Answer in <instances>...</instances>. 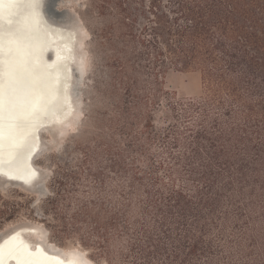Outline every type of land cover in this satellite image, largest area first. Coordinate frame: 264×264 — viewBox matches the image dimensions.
Segmentation results:
<instances>
[{"label": "trees", "instance_id": "obj_1", "mask_svg": "<svg viewBox=\"0 0 264 264\" xmlns=\"http://www.w3.org/2000/svg\"><path fill=\"white\" fill-rule=\"evenodd\" d=\"M97 13L102 109L77 202L68 215L56 175L31 218L53 240L77 231L104 264H264V0H98ZM171 69L198 71L201 95L169 93Z\"/></svg>", "mask_w": 264, "mask_h": 264}, {"label": "bare ground", "instance_id": "obj_2", "mask_svg": "<svg viewBox=\"0 0 264 264\" xmlns=\"http://www.w3.org/2000/svg\"><path fill=\"white\" fill-rule=\"evenodd\" d=\"M46 3L44 1L43 4V0H0V85L5 88L4 105L0 111V125L3 129V139L0 140V185L7 178H12L20 182L23 188H19L22 191L34 194L33 191H27L28 186L23 184H29L37 176L38 182L41 181L44 186L49 176L47 171H42L35 165V161L58 147L68 133L76 131L84 117L81 88L88 72V54L85 48L89 40L87 29L75 15L68 16L66 20L54 18L47 13ZM10 47L18 49L14 53L16 58L26 59L35 74L47 84L46 101L38 119L24 120L11 130L6 95ZM74 48L77 64L81 68L77 74L71 65L72 57L75 56ZM48 52L51 53L50 56L47 55ZM69 84L72 90L69 93L70 100H67L65 87ZM44 124L50 128L63 126L64 130L54 137L49 128L32 135L34 129ZM43 135L49 137V142L43 141ZM37 148L40 150L29 168H23V160ZM19 167L21 168L17 169ZM8 187L3 185L1 189ZM36 197L40 198L38 195ZM11 237H15L16 241H23L33 251L37 247L42 249L43 264H95L85 251L78 248L63 249L51 243L41 224L19 223L0 232V242L9 241ZM7 247L6 244L5 264H16L7 255Z\"/></svg>", "mask_w": 264, "mask_h": 264}, {"label": "rangeland", "instance_id": "obj_3", "mask_svg": "<svg viewBox=\"0 0 264 264\" xmlns=\"http://www.w3.org/2000/svg\"><path fill=\"white\" fill-rule=\"evenodd\" d=\"M47 3V12L53 15L54 18L58 17L57 19L66 20L68 16H76L75 18L80 19L89 33V40L85 46L88 54V72L81 88L84 117L76 131L67 134L64 139L65 141L62 140L59 142L58 147L53 148L50 152L42 155L35 161L37 167L42 171H47L49 174L43 186L45 190L44 196L37 199V194L22 191L16 186H9L5 190L0 189V232L19 223L41 224L39 221L31 218L32 211L28 208V205L40 202V204L34 207L38 209L41 201L51 194V188L55 186L53 179L56 175L63 182V186L61 187L63 189L62 196H64L62 203L65 206L63 208L68 215L72 213L71 208L77 202V165L78 161L82 158L80 157V150L93 141V136L96 134L95 119L102 109L101 104L97 101V95L100 83L104 79V69L100 68L103 65L101 60H103L104 54L107 51L105 48L99 46L98 34L106 24L108 20L107 16L102 17L97 13L98 0H47ZM164 86L169 93L173 94L178 100L183 101L196 99L202 92L200 73L193 70H169L164 78ZM42 139L44 142L47 140L49 142L47 135H43ZM100 172L108 180L106 170ZM81 190L84 191V189ZM58 191H60L59 187ZM70 233L69 237H65L61 241L53 240L49 236L48 238L51 243L59 248H78L85 251L90 260L95 264H104L103 260L91 258L87 249L79 242L77 231H71Z\"/></svg>", "mask_w": 264, "mask_h": 264}, {"label": "snow or ice", "instance_id": "obj_4", "mask_svg": "<svg viewBox=\"0 0 264 264\" xmlns=\"http://www.w3.org/2000/svg\"><path fill=\"white\" fill-rule=\"evenodd\" d=\"M18 51L10 47L7 67L6 95L10 130L29 118L38 119L46 101V82L35 74L26 59L16 58L14 53ZM4 95V85H0V111L3 109ZM2 139L3 129L0 125V140ZM6 244L8 245L7 255L14 259L16 264H43L42 249L37 247L33 251L24 245L23 241H16L15 237H11L9 241L0 242V264L4 262Z\"/></svg>", "mask_w": 264, "mask_h": 264}, {"label": "water", "instance_id": "obj_5", "mask_svg": "<svg viewBox=\"0 0 264 264\" xmlns=\"http://www.w3.org/2000/svg\"><path fill=\"white\" fill-rule=\"evenodd\" d=\"M39 0H37V2H38ZM44 1H45V3L47 2V0H43V4H44ZM37 5H38V3H37ZM48 13V12H47ZM74 54L76 53V48H74ZM47 55H51V53L50 52H48L47 53ZM71 65H72V68H73V70H74V73L75 74H77V73H79V70L81 69V68H79L80 66H78V64H77V59H76V54H75V56L74 57H72V60H71ZM78 67V70L76 69ZM71 68V69H72ZM70 73H72V70L70 71ZM71 90H72V86L69 84L68 86H66L65 87V92H66V99L67 100H70V97H69V93L71 92ZM46 128H49V130L50 131H52L53 132V137L55 136V135H58L60 132H62L63 130H64V128H63V126H61V127H56V128H50L49 127V125H47V124H44V125H40L39 127H37L36 129H34L33 131H32V135L33 134H37L38 132H40L41 130H44V129H46ZM39 148H37V149H35L31 154H29L24 160H23V162H22V167L23 168H25V169H28L29 168V165H30V163L32 162V160H34V158L37 156V153L39 152ZM21 167H19V168H17V169H20ZM22 168V169H23ZM0 178H1V176H0ZM3 179H5V178H3ZM38 177L37 176H35L34 177V180H32V182H30L29 184H23V185H26V186H28V188H27V191L29 190V191H33V192H35V194H37L40 198L42 197V196H44L45 195V190H44V187H43V185L41 184V181L40 182H38ZM37 180V181H36ZM34 183V184H33ZM4 185V187L6 186V185H8V186H16V187H20V188H23L22 187V185L20 184V182H17V181H15V180H12V178H7V180L3 183V184H1L0 185V189H1V187ZM44 190V191H43ZM31 234H34L35 232H30ZM46 233H48L47 231H46ZM45 234V233H44ZM44 237V236H43ZM5 260V259H4ZM3 264H5V261L3 262Z\"/></svg>", "mask_w": 264, "mask_h": 264}]
</instances>
